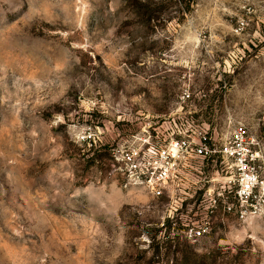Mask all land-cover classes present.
<instances>
[{
	"label": "rangeland",
	"instance_id": "1",
	"mask_svg": "<svg viewBox=\"0 0 264 264\" xmlns=\"http://www.w3.org/2000/svg\"><path fill=\"white\" fill-rule=\"evenodd\" d=\"M203 123L245 127L264 176V0H0V264H264L231 162L150 191L152 151Z\"/></svg>",
	"mask_w": 264,
	"mask_h": 264
},
{
	"label": "built area",
	"instance_id": "2",
	"mask_svg": "<svg viewBox=\"0 0 264 264\" xmlns=\"http://www.w3.org/2000/svg\"><path fill=\"white\" fill-rule=\"evenodd\" d=\"M182 100L190 99V93L183 91ZM209 127L203 123L193 140H171L167 147L154 149L152 180H148L150 191L159 196L162 194L164 185L177 180L180 175L179 163L190 157L208 159L220 156L223 161L231 162L236 177L228 180V184H234L233 196L240 204L249 203L250 208L257 210L264 205V176L260 173L262 157L254 147V142L247 136L245 127L235 126L229 137L220 147L208 137ZM139 152L133 150L123 156V162L131 168L138 166ZM144 175V173H142ZM212 203L216 200L212 196ZM208 230L207 222H201L195 228L188 231L192 238L200 237Z\"/></svg>",
	"mask_w": 264,
	"mask_h": 264
}]
</instances>
